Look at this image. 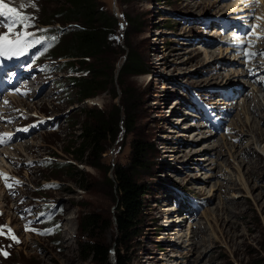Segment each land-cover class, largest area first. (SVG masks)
Wrapping results in <instances>:
<instances>
[{"label": "rangeland", "instance_id": "obj_1", "mask_svg": "<svg viewBox=\"0 0 264 264\" xmlns=\"http://www.w3.org/2000/svg\"><path fill=\"white\" fill-rule=\"evenodd\" d=\"M7 1L20 15L32 18L29 33L41 41L46 35L41 30L51 23L39 25L36 21L61 0ZM96 2L116 19L104 57V71L113 76L112 86L78 102L72 90L66 91V75L59 74L62 77L58 78L48 73L38 98L25 101L32 111L45 115L55 125L27 138L24 146H17L23 160H35V166L19 170L26 182L21 187L24 198L8 194L0 186V219L12 224L19 237L18 243L6 236L0 238V264H96L85 258L82 244L94 239L110 248L116 244V226L111 221L116 193L109 185L107 177L112 175L106 168L128 164L130 142L135 137L148 143L149 164L137 174V181L148 188L139 233L127 246L130 264H264V87L249 83V79L235 80L234 76L232 84H224L227 75L210 80L207 72L212 71V65L205 66L207 56L204 52L195 56L200 49L215 48L212 25L217 17L229 16L225 14L226 5L231 3ZM22 3L25 7L21 9ZM126 16L136 17L139 26L131 28ZM203 20H208V28ZM141 29L143 32H139ZM68 37L64 35L62 42ZM204 41L211 45L206 46ZM129 49L141 57L148 71L123 79L134 94L133 133L120 126L117 137L107 141L97 168L70 159L64 149L79 133L84 119L81 109L109 111L118 104L122 91L116 76ZM51 52L43 43L37 59L47 72L58 65ZM217 85L236 87L235 97L227 101L223 126H231L232 132L204 135L208 130L191 122L188 110L195 104L189 91L208 103L210 93L203 89ZM231 100L232 105L228 104ZM193 124L201 130L190 127ZM192 132L198 135L190 142ZM184 147L189 149L184 152ZM64 162L76 166L80 178L71 171L46 166ZM26 205L35 212V223L29 230L20 220V211ZM92 213L100 221L90 230L83 222ZM178 220L180 227L171 226ZM114 260L111 251L110 261Z\"/></svg>", "mask_w": 264, "mask_h": 264}, {"label": "trees", "instance_id": "obj_2", "mask_svg": "<svg viewBox=\"0 0 264 264\" xmlns=\"http://www.w3.org/2000/svg\"><path fill=\"white\" fill-rule=\"evenodd\" d=\"M123 1L127 3L130 0ZM125 20L131 28L140 24L136 17L128 19L126 16ZM36 23L58 24L46 25L44 43L51 48V54L58 62L53 70L66 75V91L72 90L78 102L94 97L100 91L106 90L108 85L112 86L113 76L105 73L107 68L104 57L110 45L108 37L116 25V19L100 8L96 0H61L57 7L43 13V19L39 18ZM64 35L69 37L62 42ZM53 36L56 40L50 39ZM147 72L141 57L131 49L126 51L116 76V82L122 91L118 104L109 111L96 107L81 109L84 119L80 124L79 133L74 135V140L69 139L64 149L70 159L97 168L106 150L107 141L117 137L121 131L120 126L127 133H133L134 94L123 79ZM113 96H117L114 91ZM148 151V143L135 137L130 142L128 164H114L106 168V173L110 172L112 175L107 177V180L116 193L114 218L111 219L116 226V247L110 248L96 239L83 243L85 258H90L96 264H130L127 246L139 233L138 229L144 216V197L148 188L146 184L137 181V174L149 164ZM46 166L56 170L64 169L66 173L71 171L72 175H78L80 178L81 171L70 162ZM79 186L82 187L81 184ZM99 221L98 215L92 213L84 217L83 223L92 230L97 227ZM111 251H114V262L110 261Z\"/></svg>", "mask_w": 264, "mask_h": 264}, {"label": "snow or ice", "instance_id": "obj_3", "mask_svg": "<svg viewBox=\"0 0 264 264\" xmlns=\"http://www.w3.org/2000/svg\"><path fill=\"white\" fill-rule=\"evenodd\" d=\"M25 5L22 3L20 8H24ZM32 18L27 15H20L16 8L9 7L8 4L4 3L3 0H0V26H3L7 29V33L11 34L15 38L10 40L8 39V35H0V56H8L10 53L12 55L22 54L23 53V45L24 47H29L33 43H40L39 40H28L29 36H34L33 33H15L14 28L17 25H22L24 28L32 27L31 23H28ZM41 31H47L46 29H42ZM259 38V37H258ZM50 39L56 40V37H51ZM255 55V54H253ZM264 55V53H262ZM10 134L0 135V144L5 143L7 139H10ZM0 177H5V179H12L11 177H6V174L0 173ZM19 183V181H16ZM11 187V185H7ZM34 231V229H32ZM11 233V229L8 230ZM0 234H3V227L0 226ZM10 238L16 240L18 243L19 240L12 235Z\"/></svg>", "mask_w": 264, "mask_h": 264}, {"label": "bare ground", "instance_id": "obj_4", "mask_svg": "<svg viewBox=\"0 0 264 264\" xmlns=\"http://www.w3.org/2000/svg\"><path fill=\"white\" fill-rule=\"evenodd\" d=\"M237 1H239V0H237ZM206 3V2H205ZM235 3V2H234ZM187 4H191L190 2H188ZM212 5H214V3L212 4ZM229 5V4H228ZM227 5V10H226V12H225V14L226 13H229L230 12V10H232V9H234V7H235V4H230L229 6ZM225 6V5H224ZM206 46H209V45H211V43L210 42H208V41H204L203 42ZM213 52H214V49L212 50ZM211 50H209V49H207V50H199L198 51V53L197 54H195V56H198V55H201V53H205V56H207L206 57V59H205V57H204V59H205V62L204 63H206L205 64V66H209V65H213V60L215 59V57H217V58H222V57H225V55H226V53L222 56V54L224 53V51L222 52V51H220V50H218V52H217V54H213V52H212ZM222 56V57H221ZM226 65H224V64H219L216 68H215V71L214 72H212V71H209V72H207L208 73V78L210 79V80H215V79H217V78H219V77H221L222 75H227V79H226V81L224 82V84H227V83H229V84H232L233 82V76H234V74L231 72V73H227L228 71H225V72H223V70L225 69L224 67H225ZM208 68V67H207ZM217 69V70H216ZM224 73V74H223ZM227 73V74H226ZM239 78H243V79H250V78H248V77H246V76H240ZM230 79H232L231 81H230ZM261 87H264V84H262L261 85ZM261 96H262V98H264V96H263V94H261ZM254 101V100H253ZM228 104H233V101L231 100L230 101V103H228ZM255 104V103H254ZM226 105H227V102H226ZM231 105H229L231 108H232V106ZM258 105V104H257ZM250 106V102L248 101V99H247V102H246V107H247V109L249 110V107ZM260 108V107H259ZM254 109V108H253ZM258 109V108H257ZM252 111V110H251ZM248 113H249V111H248ZM250 113H252V112H250ZM255 114H257V113H255ZM263 117H264V111H263ZM190 127H197V130L199 129L198 128V126H196V124H193V126L192 125H190ZM200 127V126H199ZM206 132V131H205ZM192 133H194V132H192ZM191 133V134H192ZM196 135H198L197 133H194V136L192 137V138H190L188 141H190V142H193V141H195L196 139ZM188 146V145H187ZM185 149H189V148H185L184 147V149L182 150V151H186ZM249 149V148H248ZM2 191H4L3 189H2ZM4 192H6V191H4ZM8 193V192H7ZM179 223H180V220H178V221H174V223L173 224H171V226H175V225H178L179 226ZM177 226V227H178ZM180 227V226H179ZM178 227V228H179ZM171 230H173L172 228H170ZM183 235V234H182ZM185 236L186 235H183V236H181L183 239H186L185 238Z\"/></svg>", "mask_w": 264, "mask_h": 264}]
</instances>
